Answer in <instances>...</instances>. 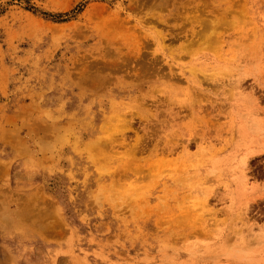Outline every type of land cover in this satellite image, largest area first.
Instances as JSON below:
<instances>
[{"label": "rangeland", "instance_id": "374dc122", "mask_svg": "<svg viewBox=\"0 0 264 264\" xmlns=\"http://www.w3.org/2000/svg\"><path fill=\"white\" fill-rule=\"evenodd\" d=\"M262 55L264 0H0V264H264Z\"/></svg>", "mask_w": 264, "mask_h": 264}, {"label": "bare ground", "instance_id": "6f19581e", "mask_svg": "<svg viewBox=\"0 0 264 264\" xmlns=\"http://www.w3.org/2000/svg\"><path fill=\"white\" fill-rule=\"evenodd\" d=\"M224 37V36H223ZM256 56H257V54H256ZM262 56H264V55H262ZM261 59V58H260ZM252 61V60H251ZM257 62V61H256ZM259 63V62H258ZM260 66V65H259ZM262 66V65H261ZM111 67V66H110ZM262 68V67H261ZM248 70V69H247ZM250 70V69H249ZM259 70V69H258ZM102 77V76H101ZM258 77V76H257ZM239 77H236V79H234V81H233V83H232V85H231V88L232 89H236V88H238L240 91H243V83H242V78L241 79H238ZM220 79V78H219ZM91 80V79H90ZM95 81L94 82V84H96V85H101V84H104V82H105V78H100V79H96V78H92V80L91 81ZM260 82V81H259ZM138 83V82H137ZM202 82H200V83H198V88H196L195 90H193V92L191 93L193 96H192V100H194V98H195V96H199L201 93H203L202 91L204 90V87L202 86V84H201ZM141 84H142V82H141ZM258 84V83H257ZM256 84V85H257ZM81 85V84H80ZM139 85V84H138ZM132 86H134L133 88H135V89H138V88H140V89H142V86L141 85H139V86H136V85H132ZM224 87V86H223ZM234 91V90H233ZM256 97V96H255ZM187 98H189V97H187ZM167 100H169V98L167 99ZM188 101H189V99H188ZM123 102V101H122ZM162 102V101H161ZM164 102V101H163ZM211 103V102H210ZM155 104V103H154ZM167 104V103H166ZM157 105V104H156ZM196 105H198V104H196ZM177 106V105H176ZM132 107V106H131ZM198 108H200V109H202L203 110V105L202 104H199L198 106H197ZM220 107V106H219ZM216 108V107H215ZM157 110V109H156ZM210 110V109H209ZM213 110V109H212ZM155 111V110H154ZM194 111H195V109H194ZM197 111H199V110H197ZM220 114V113H219ZM154 115V114H153ZM170 115V114H169ZM172 116V115H171ZM201 117V116H200ZM204 117V116H203ZM210 117H212V116H210ZM216 118V117H215ZM168 119V118H167ZM207 119V118H206ZM217 119H219L218 117L216 118V120ZM165 120V119H164ZM203 120V119H202ZM201 120V121H202ZM207 120H209V119H207ZM218 121V120H217ZM173 122V121H172ZM163 124H164V122H163ZM205 124V123H204ZM97 125V124H96ZM109 125V124H108ZM178 127V126H177ZM111 128H113V127H111ZM115 128V127H114ZM170 128V127H169ZM167 130V129H166ZM209 130V129H208ZM211 130V129H210ZM209 130V131H210ZM221 130V129H220ZM180 131V130H179ZM218 131V130H217ZM206 132V131H205ZM222 133V132H221ZM92 134H93V139H91L90 141H88L87 143H86V146H92V145H95L96 147H100V148H102V146L105 144V143H107V142H111L112 140H113V138L111 139H109V140H107L106 142H104L103 140V138L105 137H103L102 138V133H101V130H99V129H97V130H93V132H92ZM96 134V135H95ZM194 134H196V133H194ZM204 134V131L203 132H201L200 133V136L201 135H203ZM197 135V134H196ZM110 136V135H109ZM112 136V135H111ZM193 136V135H192ZM197 136H199V135H197ZM194 137V136H193ZM192 137V138H193ZM192 138H189L187 141H190V140H193ZM106 139V138H105ZM195 139V138H194ZM199 139H200V137H199ZM215 139V138H214ZM124 140V139H123ZM201 140H202V137H201ZM207 140V139H206ZM168 141V140H167ZM202 141H204V139L202 140ZM202 141H200V142H198V140H196L195 139V142L199 145V154L201 155L202 154V156L203 155H205L206 157H209L210 156V151L212 150V144L209 142L208 143V145L207 144H203V143H201ZM103 142H104V144H103ZM115 142V141H114ZM116 143V142H115ZM190 143L191 142H187L184 146H183V149L185 150V151H188L187 149H188V146L190 145ZM103 144V145H102ZM119 144V143H118ZM120 145H122V144H120ZM111 146V145H110ZM113 147V146H112ZM212 147V148H211ZM117 148V147H116ZM133 148V147H132ZM170 148V147H169ZM110 149V148H109ZM198 149V148H197ZM168 150V149H167ZM183 150V151H184ZM220 151L222 150V149H219ZM198 151V150H197ZM223 151V150H222ZM259 151V150H258ZM172 152V151H171ZM246 152V151H245ZM257 152V151H256ZM185 153V152H184ZM189 153V152H188ZM198 153V152H197ZM169 154V153H168ZM197 155V154H196ZM95 157L96 156H98V155H94ZM93 156V157H94ZM186 156V155H185ZM212 156V155H211ZM259 156V155H258ZM92 157V159L94 160V159H96L97 161H99V165L100 166H102V167H104V165L103 164H105V161H107V156L105 157H103V159H97V158H93ZM191 157H193V156H191ZM245 157V156H244ZM252 157V156H251ZM200 158V157H199ZM193 159H194V157H193ZM205 159V158H204ZM199 160V159H198ZM200 160H201V158H200ZM244 160V159H243ZM246 160V159H245ZM202 161H204V160H202ZM201 161V162H202ZM189 162V161H188ZM245 162V165L247 166L248 165V163H249V160L247 159V161H244ZM193 163V162H192ZM203 163V162H202ZM201 163V164H202ZM240 166V165H239ZM248 167H249V165H248ZM209 168V167H208ZM244 168V167H243ZM247 168V167H246ZM245 169V168H244ZM245 173H247V171H244V174ZM242 175V174H241ZM191 176V175H190ZM203 198V197H202ZM178 201V200H177ZM170 234H171V232H169ZM174 237V236H173Z\"/></svg>", "mask_w": 264, "mask_h": 264}]
</instances>
